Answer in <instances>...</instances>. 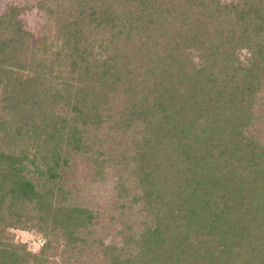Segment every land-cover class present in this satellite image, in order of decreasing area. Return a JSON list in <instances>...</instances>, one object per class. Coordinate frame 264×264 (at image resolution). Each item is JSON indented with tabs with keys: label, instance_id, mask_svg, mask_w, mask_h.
Wrapping results in <instances>:
<instances>
[{
	"label": "trees",
	"instance_id": "trees-1",
	"mask_svg": "<svg viewBox=\"0 0 264 264\" xmlns=\"http://www.w3.org/2000/svg\"><path fill=\"white\" fill-rule=\"evenodd\" d=\"M37 5L39 39L0 14V264H264V0ZM79 155L145 213L98 255Z\"/></svg>",
	"mask_w": 264,
	"mask_h": 264
},
{
	"label": "rangeland",
	"instance_id": "rangeland-1",
	"mask_svg": "<svg viewBox=\"0 0 264 264\" xmlns=\"http://www.w3.org/2000/svg\"><path fill=\"white\" fill-rule=\"evenodd\" d=\"M37 1L0 0V14L11 5H27L20 17L25 27L39 39L46 31H53V27L49 25L46 12L39 8ZM119 175L118 167L111 162L105 164L104 172H99L83 155L75 157V162L69 170L68 189L82 204L90 206L97 213L93 227L97 255L102 247L100 242L109 246H124L127 236L133 235L138 230L140 219L145 216V213L140 214L137 206L128 209L122 207V204L128 203L132 196L119 197L117 186ZM14 233L17 241L25 243L31 251L39 252L44 242L41 235L26 230H15ZM94 253L84 248V252L78 258L79 264H91ZM69 264H73V261Z\"/></svg>",
	"mask_w": 264,
	"mask_h": 264
}]
</instances>
